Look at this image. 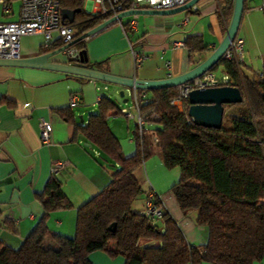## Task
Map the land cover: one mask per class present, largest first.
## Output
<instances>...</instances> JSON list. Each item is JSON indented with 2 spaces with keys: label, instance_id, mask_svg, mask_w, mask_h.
<instances>
[{
  "label": "trees",
  "instance_id": "trees-1",
  "mask_svg": "<svg viewBox=\"0 0 264 264\" xmlns=\"http://www.w3.org/2000/svg\"><path fill=\"white\" fill-rule=\"evenodd\" d=\"M217 1L228 20L233 0ZM83 3L60 0V9L79 8L72 22L64 20L73 27L74 39L105 19L99 12L84 10ZM246 9L244 0L243 13ZM84 39L72 46L86 50ZM186 43L194 44L190 50L201 52L207 46L200 34L189 35ZM61 45L54 39L45 47ZM73 63L83 67L95 64L89 58ZM219 66L230 76L227 84L237 86L243 96V101L225 103L224 108L228 104L242 105L238 112L224 113L219 128L208 127L188 115V96L182 100L181 110L171 103L177 86L139 88L149 92L140 99V109L145 114L156 113L158 118L150 121L158 126L144 129L141 137L135 127V150L128 156L108 123L109 117L121 115L120 105L112 97L101 95L96 110L85 122L78 121L69 105L58 108L60 117L74 127L73 139L82 138L98 149L111 178L77 207L75 231L68 236L52 230L47 223L52 211L72 207L52 171L43 190L35 193L43 207L42 216L19 246L0 238V264H95L88 256L95 250L122 256L123 264H252L260 259L264 253V65L249 75L235 59L222 57L209 71ZM153 153L160 155L167 168L179 167V178L170 191L183 212L197 210L196 221L208 228L205 243L190 244L168 211L150 219L133 207L142 191L136 172ZM6 222V227L15 231L11 222Z\"/></svg>",
  "mask_w": 264,
  "mask_h": 264
},
{
  "label": "crops",
  "instance_id": "crops-1",
  "mask_svg": "<svg viewBox=\"0 0 264 264\" xmlns=\"http://www.w3.org/2000/svg\"><path fill=\"white\" fill-rule=\"evenodd\" d=\"M262 3L264 0H246L247 9L236 35V38L243 39L241 68L249 75L259 72L264 65V11L258 7ZM83 9L94 12L93 0H84ZM222 11L217 0H198L196 9L190 11L140 13L134 26L129 25L130 17L125 15L126 18L123 16L121 19L122 24L106 25L86 37L84 45L89 60L95 62L94 69L142 79L174 76L201 62L222 39L225 32L223 24L227 27L231 18L227 20ZM17 18L18 9L10 13L0 10V20ZM192 34H200L207 45L202 52L190 50L194 44L186 43ZM176 42L182 44L175 47ZM130 43L145 53L143 61L135 68ZM48 48L41 35L29 34L21 38V56H32ZM52 58L63 60L65 51ZM100 60L103 61L96 62ZM217 69L223 73L222 66ZM100 80L84 75L69 76L49 68L0 65V238L6 243L19 246L42 216L43 207L35 193L43 190L55 160L65 162L53 172L72 202L71 208L54 210L49 214L48 226L56 232L72 236L77 207L109 182L111 174L102 165L104 160L98 149L82 138L73 139V125L64 121L56 111L69 105L72 93L78 98L71 108L79 122H85L88 115L96 110L97 95L107 94L120 106L134 110L128 86ZM228 106L224 108L225 114L231 113ZM183 108L181 102L179 109ZM112 117L116 116L109 117L108 123L120 139L123 154L128 156L135 150L133 134L136 121L133 117ZM43 119L52 124L49 142H43L40 137ZM157 126V122L149 121L145 129L152 130ZM179 173V167L167 168L160 155L153 153L136 175L144 192L152 188L161 195L164 210L177 221L186 240L192 245L203 244L208 238L207 226L196 221L197 210L183 212L170 191ZM143 207L144 199L135 209ZM6 220L11 222L15 231L6 227ZM88 256L95 264H123L124 261L122 256L112 257L102 250L92 251ZM201 264L217 263L203 261ZM252 264H264V253Z\"/></svg>",
  "mask_w": 264,
  "mask_h": 264
},
{
  "label": "built area",
  "instance_id": "built-area-1",
  "mask_svg": "<svg viewBox=\"0 0 264 264\" xmlns=\"http://www.w3.org/2000/svg\"><path fill=\"white\" fill-rule=\"evenodd\" d=\"M187 1L189 0H93V3L94 12L101 13L105 16V19L114 17L108 24L114 22L122 24L121 19L123 16H118V13L121 11L142 7L154 9L171 8ZM197 2L193 3L190 8L196 9ZM0 3L2 13H10L13 11L12 0H0ZM258 7L264 11V3ZM137 15V13L128 15L130 17L128 20L130 26L135 25ZM73 33V27L61 19L60 0H20L18 18L14 20H0V58L20 57L21 38L25 35H41L45 44L54 39H58L62 44H65L74 39ZM242 43V38H235L223 53V57L233 58L238 63H241L243 52ZM181 44L182 42H176L174 46L176 47ZM64 51L67 59L76 61L79 58V50L72 46V44L67 46ZM130 52L133 56V67L135 68L143 61L145 53L135 49L132 43H130ZM229 80L230 76L227 73L223 72L218 76L215 72L207 70L177 85V94L171 99V103L180 108V103L188 96L190 90L227 84ZM127 91L133 103L134 110H130L122 105L120 106L119 114L135 119L136 130L141 137L150 118L157 119L158 115L156 113L145 114L140 109V99L148 96L147 91H141L135 86H128ZM99 98L100 95H97L96 100H99ZM77 100V95L72 93L68 101L69 106L72 107L75 105ZM51 131V122L43 119L41 121L40 131V137L43 142L50 141ZM153 140L157 141V137L153 136ZM64 163L62 160H55L52 170H56L61 165H64ZM163 211L164 205L161 195L152 188L147 189L145 192L144 207L141 209L143 215L150 219H158L162 216Z\"/></svg>",
  "mask_w": 264,
  "mask_h": 264
},
{
  "label": "water",
  "instance_id": "water-1",
  "mask_svg": "<svg viewBox=\"0 0 264 264\" xmlns=\"http://www.w3.org/2000/svg\"><path fill=\"white\" fill-rule=\"evenodd\" d=\"M197 1L198 0H189L181 5L163 9L145 7L128 9L119 12L118 16L122 17L132 13L171 14L183 10H191V5ZM243 9L244 0H233V10L230 21L225 29L222 39L219 41L216 47H214L211 53L207 57H205L201 62L196 64L194 67L174 76L159 79H142L131 76H120L112 73L99 71L92 67H83L74 64L73 60L67 59L66 57L63 60H56L52 58L55 54L62 53L67 46L73 44L76 40L80 38H86L89 35L101 30L114 17L104 19L103 21L88 29L69 43L62 44L61 46L53 49L42 51L32 56L0 58V65L49 68L67 73L84 75L95 79H101L108 82L119 83L129 87L135 86L137 88L145 89L177 86L209 70L215 63H217L223 57V53L237 35V31L243 15ZM77 10H79V8H61V19L63 21L67 20L69 22H72L74 20V15ZM87 59V51L85 49L79 50V58L76 61L82 62ZM120 94H123V90L120 91ZM188 100L190 104L188 106L187 113L194 122L208 127L219 128L222 125L224 115V104L241 102L243 101V96L237 86L231 84H223L218 86L194 88L190 90L188 94ZM124 101H126V99H124ZM79 118L80 120H82L81 117Z\"/></svg>",
  "mask_w": 264,
  "mask_h": 264
},
{
  "label": "rangeland",
  "instance_id": "rangeland-1",
  "mask_svg": "<svg viewBox=\"0 0 264 264\" xmlns=\"http://www.w3.org/2000/svg\"><path fill=\"white\" fill-rule=\"evenodd\" d=\"M86 1H90V0H86ZM13 2V10L14 11H17L18 7H19V4H20V0H12ZM0 9H1V3H0ZM124 18H126L124 16ZM218 76L220 75V72L218 69H215L214 71ZM100 81H103V80H100ZM108 83H112V82H108ZM242 108V105H236V106H232V107H229L228 106V112H238L240 109ZM116 117H120V119H126V117H124L123 115H117ZM116 117H112L113 118H116ZM131 119V118H130ZM128 119V120H130ZM131 121V120H130ZM132 122V121H131ZM109 172H111L110 169H108ZM142 185V184H141ZM144 199L145 201V192H144V187H142V191L137 195V197L134 199L133 201V207H139L141 204H142V200ZM75 231V230H74Z\"/></svg>",
  "mask_w": 264,
  "mask_h": 264
}]
</instances>
